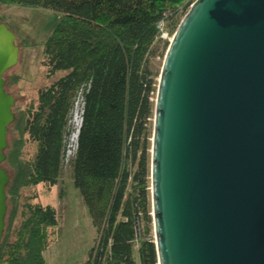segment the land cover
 <instances>
[{
  "label": "trees",
  "instance_id": "1",
  "mask_svg": "<svg viewBox=\"0 0 264 264\" xmlns=\"http://www.w3.org/2000/svg\"><path fill=\"white\" fill-rule=\"evenodd\" d=\"M192 2L0 0L2 6L60 15L41 44L35 99L17 105L7 127L0 264H46L43 254L60 230L56 209L37 202L35 188L56 186L65 165L95 233L77 264H157L148 188L159 70L151 60L158 45L165 53L162 35L172 36ZM34 44L21 40L22 48ZM20 80L16 74L5 78L16 101L19 94L10 90ZM76 103L78 135L66 159Z\"/></svg>",
  "mask_w": 264,
  "mask_h": 264
},
{
  "label": "water",
  "instance_id": "2",
  "mask_svg": "<svg viewBox=\"0 0 264 264\" xmlns=\"http://www.w3.org/2000/svg\"><path fill=\"white\" fill-rule=\"evenodd\" d=\"M15 40L0 23V241ZM149 201L157 264H264V0H195L173 32L153 100Z\"/></svg>",
  "mask_w": 264,
  "mask_h": 264
},
{
  "label": "rangeland",
  "instance_id": "3",
  "mask_svg": "<svg viewBox=\"0 0 264 264\" xmlns=\"http://www.w3.org/2000/svg\"><path fill=\"white\" fill-rule=\"evenodd\" d=\"M0 18L11 31L17 33L15 43L19 47L16 65L4 74V80L11 74L21 77L20 82L10 90L19 94L18 100H14L13 111L17 105L24 106L35 99L32 89L41 83L38 77L41 44L60 20V15L18 6L0 5ZM170 38L169 36L166 38L167 42ZM21 40H29L35 44L22 48ZM163 53L161 45H158L155 57L151 60L153 70H160ZM79 113V106L76 103L70 120V129L74 132L69 135L66 159H69L73 152L75 142L73 136L79 124ZM35 192L37 202L42 205H51L56 209L58 231L60 230V237L43 254L46 264H77L84 261L92 246L95 233L90 225L86 209L82 205L81 197L78 191L73 188L67 165L63 166L59 183L56 186L50 190L37 186Z\"/></svg>",
  "mask_w": 264,
  "mask_h": 264
},
{
  "label": "built area",
  "instance_id": "4",
  "mask_svg": "<svg viewBox=\"0 0 264 264\" xmlns=\"http://www.w3.org/2000/svg\"><path fill=\"white\" fill-rule=\"evenodd\" d=\"M162 37H163V38H167L166 34H163Z\"/></svg>",
  "mask_w": 264,
  "mask_h": 264
},
{
  "label": "clouds",
  "instance_id": "5",
  "mask_svg": "<svg viewBox=\"0 0 264 264\" xmlns=\"http://www.w3.org/2000/svg\"><path fill=\"white\" fill-rule=\"evenodd\" d=\"M151 216V215H150ZM152 233H153V231H152ZM152 238H153V236H152ZM155 247V246H154ZM156 254V253H155Z\"/></svg>",
  "mask_w": 264,
  "mask_h": 264
}]
</instances>
